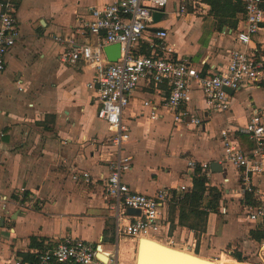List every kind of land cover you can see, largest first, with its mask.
Instances as JSON below:
<instances>
[{
  "label": "crops",
  "instance_id": "1",
  "mask_svg": "<svg viewBox=\"0 0 264 264\" xmlns=\"http://www.w3.org/2000/svg\"><path fill=\"white\" fill-rule=\"evenodd\" d=\"M110 1L22 0L18 5L21 38L0 74V198L7 197L6 208L0 202V264H12L19 257L32 260L36 251L53 248L65 238L101 245L107 260L99 255L98 264L111 258L119 264L131 262L134 256L137 259L141 237L118 232L128 217L139 213H132L131 208L123 212L115 199L107 197L102 181L109 173L111 145L106 139L111 131L97 117V90L88 87L96 70L82 61L63 60L69 47L65 39L75 37L79 44L98 42L87 25L93 19L92 9ZM190 1L198 3L197 9L180 17L181 0H169L157 12L141 41V53H150L155 32L167 30V41L176 54L204 69V74L225 69L230 53L244 49L236 32L245 8L237 13L233 28L224 22L220 26L209 4ZM248 50L264 60V24L252 36ZM229 93L231 108L214 111L194 84L188 107L204 122L178 126L164 106L169 87L141 82L130 104L131 137L125 153L133 161L123 180L145 194L167 188L174 195L180 186L188 191L193 188L197 171L189 168V160L210 166L219 162L222 171L214 172L211 186L231 190L223 193L228 213H210L204 231L192 230L179 224L180 208L173 198L164 209L161 230L144 238L208 260L225 259V264H264V237L251 236L252 231L264 229L245 217L238 193L239 172L225 161L221 136L228 129L244 149L253 148V142L238 130L250 121L255 109L264 113V72L257 84ZM145 101L158 105V119L150 118ZM82 171L90 172L93 181L73 179L74 172ZM254 182L264 186V173L255 176Z\"/></svg>",
  "mask_w": 264,
  "mask_h": 264
},
{
  "label": "built area",
  "instance_id": "2",
  "mask_svg": "<svg viewBox=\"0 0 264 264\" xmlns=\"http://www.w3.org/2000/svg\"><path fill=\"white\" fill-rule=\"evenodd\" d=\"M22 0H0V74L5 70L7 56L21 38L17 21L18 5ZM169 0H111L101 8L92 9V21L87 25L91 34L99 38L98 42L79 44L76 38L65 39L69 43L63 60L70 63L82 61L96 70V77L88 84L96 89L100 107L97 117L103 120L111 131L106 142L111 145V156L107 159L108 175L102 181L107 197L116 200L118 207L125 212L127 208L139 211L138 215L128 217V222L119 228V234L144 238L161 230L164 221V209L174 195L167 188L159 189L149 195L132 189L123 180L124 172L132 168L133 156L125 153V146L131 137V126L127 122L132 118L130 104L133 92L141 82L159 88L165 84L169 95L164 106L173 115L178 126H201L202 118L188 107L193 100L194 84L203 92L208 107L214 111L226 112L231 108L232 96L229 91L248 88L257 84L264 72V60L249 51L252 36L264 24V0H243L244 12L236 32V40L244 49L230 53L225 69L204 74V69L194 66L188 59L176 54L167 41V30H158L150 40V53L140 51L154 22L155 13L163 10ZM181 0L177 7L178 16L196 10V2ZM57 41L62 38L55 36ZM119 44L121 56L117 62L109 61L105 48ZM151 119L160 117L159 107L151 101H145ZM240 133L253 142L251 150L244 149L228 129L221 131L223 137L225 161L231 163L239 172L242 209L246 219L255 226L264 229V186L256 185L255 176L264 173V113L255 109L250 121ZM3 135L0 129V136ZM189 168L200 171L211 186L214 172L208 162L191 159ZM76 181L92 182L90 172H74ZM230 193L228 188L220 189ZM177 191L184 193L188 187L180 186ZM173 195V197H172ZM6 208L7 197L0 198ZM222 214H227L225 204ZM264 245L262 246V249ZM102 246H93L83 240L65 238L55 247H46L34 253L32 260L19 257L12 264H98L99 255H106ZM102 264H119L115 258Z\"/></svg>",
  "mask_w": 264,
  "mask_h": 264
},
{
  "label": "trees",
  "instance_id": "3",
  "mask_svg": "<svg viewBox=\"0 0 264 264\" xmlns=\"http://www.w3.org/2000/svg\"><path fill=\"white\" fill-rule=\"evenodd\" d=\"M209 4L210 12L220 21V26L229 23L231 27H236V15L244 10L243 0H199ZM196 172L194 185L191 191L185 193H175V205L180 208L179 224L192 230L204 231L206 228L207 217L210 213L218 214L221 212L224 199L222 192L217 186H209L208 179ZM198 173V174H197ZM173 208L172 211H174ZM251 236L256 240H262L263 230L251 232ZM239 259L242 256L235 254Z\"/></svg>",
  "mask_w": 264,
  "mask_h": 264
},
{
  "label": "water",
  "instance_id": "4",
  "mask_svg": "<svg viewBox=\"0 0 264 264\" xmlns=\"http://www.w3.org/2000/svg\"><path fill=\"white\" fill-rule=\"evenodd\" d=\"M160 13H155L157 17ZM105 53L111 62H117L121 56L119 44H113L105 48ZM232 92V91H230ZM213 172H221L219 162L211 164ZM132 213H139L132 209ZM211 261L206 260L194 253L170 247L157 241L141 238L139 241L136 264H205ZM212 263V262H211Z\"/></svg>",
  "mask_w": 264,
  "mask_h": 264
},
{
  "label": "bare ground",
  "instance_id": "5",
  "mask_svg": "<svg viewBox=\"0 0 264 264\" xmlns=\"http://www.w3.org/2000/svg\"><path fill=\"white\" fill-rule=\"evenodd\" d=\"M101 257L102 258H106L104 255H101ZM106 260H107V258H106ZM206 260H208V259H206ZM223 260H225V259H223ZM223 260H219V261L208 260V261H211L212 263L211 262H208V263H205V264H224V261Z\"/></svg>",
  "mask_w": 264,
  "mask_h": 264
},
{
  "label": "rangeland",
  "instance_id": "6",
  "mask_svg": "<svg viewBox=\"0 0 264 264\" xmlns=\"http://www.w3.org/2000/svg\"><path fill=\"white\" fill-rule=\"evenodd\" d=\"M135 259H136V258H135V256H134V259L132 258V259H131V262L129 261V262H126L125 264H134L135 261H136ZM225 263H226V262H225ZM225 263H224V264H225Z\"/></svg>",
  "mask_w": 264,
  "mask_h": 264
}]
</instances>
